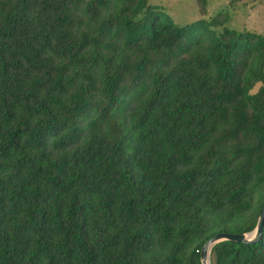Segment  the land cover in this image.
Masks as SVG:
<instances>
[{
    "label": "trees",
    "instance_id": "1",
    "mask_svg": "<svg viewBox=\"0 0 264 264\" xmlns=\"http://www.w3.org/2000/svg\"><path fill=\"white\" fill-rule=\"evenodd\" d=\"M152 1L0 0V264H202L257 228L264 34ZM211 261L264 264V227Z\"/></svg>",
    "mask_w": 264,
    "mask_h": 264
},
{
    "label": "rangeland",
    "instance_id": "2",
    "mask_svg": "<svg viewBox=\"0 0 264 264\" xmlns=\"http://www.w3.org/2000/svg\"><path fill=\"white\" fill-rule=\"evenodd\" d=\"M231 0H208L209 18L227 10L231 16L230 25L241 32L264 34V0L240 3L232 7ZM155 6L167 9L168 15L179 25H186L201 19L199 0H153Z\"/></svg>",
    "mask_w": 264,
    "mask_h": 264
},
{
    "label": "water",
    "instance_id": "3",
    "mask_svg": "<svg viewBox=\"0 0 264 264\" xmlns=\"http://www.w3.org/2000/svg\"><path fill=\"white\" fill-rule=\"evenodd\" d=\"M263 227H264V207L260 213V218L257 228L252 233L242 234V235L219 234L210 241H208L201 253L202 264H212L211 261L212 250L216 245L222 242L230 241V242L244 243V244H253L258 242L262 237Z\"/></svg>",
    "mask_w": 264,
    "mask_h": 264
}]
</instances>
